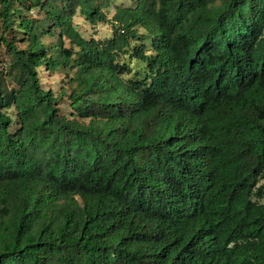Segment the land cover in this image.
<instances>
[{
	"label": "trees",
	"instance_id": "16d2710c",
	"mask_svg": "<svg viewBox=\"0 0 264 264\" xmlns=\"http://www.w3.org/2000/svg\"><path fill=\"white\" fill-rule=\"evenodd\" d=\"M114 1L0 0V264H264V0Z\"/></svg>",
	"mask_w": 264,
	"mask_h": 264
},
{
	"label": "rangeland",
	"instance_id": "374dc122",
	"mask_svg": "<svg viewBox=\"0 0 264 264\" xmlns=\"http://www.w3.org/2000/svg\"><path fill=\"white\" fill-rule=\"evenodd\" d=\"M132 4V0H115L111 7L106 8L105 10L109 11V15L112 16L114 13L115 4ZM74 22L76 23L79 31L87 38L95 37L99 38H106L112 32V24L111 23H98L93 25L89 22L80 12H78L74 16ZM43 82L46 87H53L55 90H58L61 85L66 84L68 77L63 71H55L50 72L47 70L42 71ZM61 107L63 112L69 114L72 111L70 104L67 100L61 103ZM264 180L262 181V184ZM260 201H264V198L259 199Z\"/></svg>",
	"mask_w": 264,
	"mask_h": 264
}]
</instances>
